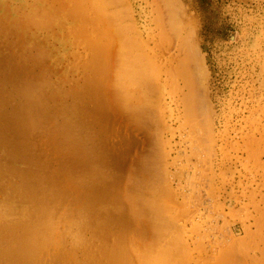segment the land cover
Listing matches in <instances>:
<instances>
[{"label": "rangeland", "instance_id": "obj_1", "mask_svg": "<svg viewBox=\"0 0 264 264\" xmlns=\"http://www.w3.org/2000/svg\"><path fill=\"white\" fill-rule=\"evenodd\" d=\"M7 1L6 4H8L7 6H9L10 9L5 6L3 0H0V31H4L3 34L0 33V184L2 187V189L0 187L2 190H0V193H2L0 194V206L4 205V203H2L4 198L3 187L5 185L7 186V184L8 186H18L20 180H22L21 177L23 176L14 173L13 169L17 166L20 169H25L24 171L36 169L38 172L37 174H39V180H44H40L39 182L41 184L44 182V184H42V189L46 195L55 191L58 186H62L68 179L70 181L73 180V182L78 179V181H76L78 183L81 182L84 185L91 183L92 185L96 184L98 188L100 187L99 190L102 198L105 197L106 200L101 199L103 202L101 200L96 202L97 204L100 203V205L92 204L91 207L89 205L87 209L90 208L91 211L93 210L92 212L89 210V213L92 214L88 215L87 210L83 214L80 213V211L79 213L83 215V218L79 213H75L76 210L79 211L78 205L81 204L80 202H83L81 201L83 199L78 196L75 201L70 204H65L62 209L67 215L74 216V218L71 217L69 230L66 231L67 229L63 227L67 234H71V237L75 235L76 238L81 239V241L83 240L87 250L98 249L101 251L100 248H102L103 254L101 256L100 251L94 250L93 252L94 257L96 256V261L100 260L99 262H105L107 257L111 255L108 253L113 251V246L117 245V243H121L120 246H122L123 252L125 251L126 253L128 252L126 250H131V252H134V254L132 253L133 255L137 256L139 253L143 256L140 255L139 258V254L137 257L131 254L134 258L133 260L132 256H129V252L126 253L130 257L127 256L130 260V264L134 261L135 264H264V0H205V8L200 7L195 0H113L114 3H112V0H107V2L104 0L103 2L107 3V6L109 5L107 7L105 3H102L103 8L109 9L107 10L109 11L108 13H103L106 12V10L103 12L101 11L102 14H106L102 15L106 17V20L104 18V20L107 21L105 22L106 24L102 21L105 27H102L103 24H99L98 22L95 23V26L93 23L94 21H91L93 20L91 17L95 18V15H97L94 14L96 13L94 12L95 10H91L93 9L92 7H95L93 4L90 5L91 0H86L88 3L85 1L87 5L91 7L86 6V3L82 1L83 4H85L83 6L88 7L89 10L84 7L87 12L84 11L86 12L85 16L82 17V15H80V17L90 20L91 22L89 23H92L90 24L92 27L87 25L88 22L85 24V19L84 22H82V19L80 23L86 26H82L79 23L80 17L78 14L80 13L76 10L77 7H80L82 4L80 0V5L79 1L76 2V0H59L57 2L55 0H49V2L45 0L48 4H45L43 0H40L41 3L38 0H35V2L34 0H29V2L28 0H26V2L25 0ZM110 1L112 5L111 8ZM118 2L121 4H118ZM27 3H34V6H32L33 4H29L33 9L35 6L37 8V5H42L41 7L38 6L39 9L37 10L38 15L41 17H36V9H34L35 11L33 9L31 10ZM75 3H77V5H75ZM57 4L58 7L59 4L61 5L60 8L57 7ZM100 4L101 3H96L95 5L97 7V5L99 6ZM44 5L47 7V10H49V5L50 7L53 5L55 6L51 8V12H47V16L50 17L51 15L50 18H55L56 20L52 19L54 22L58 21L57 23H53L50 19V24L46 21L47 17L45 13L47 10L45 7L43 10ZM122 5H125V7ZM102 6H99V8L101 9ZM41 8L43 11H41ZM74 8H76V10H74ZM69 9L73 12L72 15H78H75L77 19L79 17L78 22L76 20V22L74 21V15L72 16L73 20L69 19V17L71 18ZM14 10L15 12H13ZM27 10L31 12L29 17L25 15L29 12ZM90 10L91 12H89ZM117 11L120 14L124 12L121 14L120 22V16H118L119 19L116 16L117 20L115 18L117 14H113L112 16L114 17L109 16L111 13H116ZM68 12H70V15H68ZM90 13H93L94 16L92 14L89 15ZM54 14L56 16H52ZM86 14L90 16V19ZM12 16H15V18L12 19ZM169 16L170 20L167 21ZM31 18L34 21L30 20ZM5 20L11 23V26L6 30L4 29L3 23ZM21 21L24 22L22 23ZM35 21L38 25H34ZM46 22L49 25V29L46 28L48 27V25L45 24ZM25 23L31 26H26ZM74 23H76L78 27L81 25L83 28L90 27L92 30L94 29L95 33L94 30L91 31L89 28V35H91L92 41L88 36V28H84L83 30L82 28L77 29ZM18 24L21 26L20 28ZM51 24L53 26H51ZM120 24L122 27H120ZM56 25L62 28L60 27L59 29ZM50 26L55 27L54 29L52 28L53 33L56 31V33L58 32L61 36H59L58 33H54V36ZM22 27L26 28V30H30V27H32V29L27 35L26 32L28 30L21 32L23 31ZM93 27L98 29L96 30V28ZM123 27L126 28V30H124ZM99 28H101L100 30L103 34L105 33L104 31H106L107 34L112 35L110 36L112 40H110V37H108L106 33L105 36L100 34L98 32ZM74 29L82 30L81 34ZM169 29L171 32L173 30V33H171ZM7 30H9V32ZM48 30H50V32H48ZM84 30H86L87 34L84 33ZM107 30L110 33L107 32ZM129 30L132 32H129ZM126 31L129 32V35ZM123 33H125V36ZM166 33H168V35H166ZM92 34H96L99 37L95 35V38ZM38 35L43 38V40L38 37ZM41 35H43V37ZM52 35L54 38H52ZM19 37H22L21 40ZM47 37L49 39L47 41L44 40L47 39ZM106 37L109 38L113 45L106 43L109 42L108 38V41L106 40ZM121 37H126L128 40L124 38V40H126L124 41ZM97 38L103 39L102 44H104V46L100 43L101 40H97ZM64 40H66L69 45ZM69 40L74 44L73 46ZM96 40L98 46L95 44V48L93 46ZM105 40L106 42H104ZM21 41L23 44L20 43ZM14 45L16 47H14ZM44 46L45 48H43ZM120 46H122V48ZM102 47L106 48L104 49L105 51L109 50V52H107L112 56L102 51ZM98 48L101 50H97ZM73 49L77 55H74ZM89 49L97 51L93 52ZM122 49L128 51L125 50L124 54L128 59L130 57L131 60L129 59V61H127L129 64L119 60L120 56L121 58L124 57L121 54L123 53ZM98 51L100 56L98 53L96 54ZM17 52L19 54L20 52L22 53L19 55ZM125 52L130 54H127V56ZM93 53L98 55V57ZM43 54L46 55L43 56ZM103 54L110 59L106 58V61H104ZM36 55L38 57H36ZM39 55H42L43 58H39ZM51 55H53L52 58ZM73 55L76 56V58ZM83 55L85 58L82 57ZM95 56L99 60L92 58ZM101 57L104 63H99L102 62ZM78 58H80V63L74 62V60H78ZM133 59L135 62L132 61ZM139 60H142V62L140 63ZM143 60L148 66L145 64L146 67H144ZM130 61L131 64L134 65L131 66ZM72 63H75L76 67L73 66L74 64ZM87 63L89 64L88 67L86 65ZM139 63L141 66L140 70L142 71L138 74L149 83L146 94L143 92L139 94L134 93L135 91H133L134 88L132 87H135L137 81L135 82L129 77H127L129 80H125L126 87H128L126 88L124 80L121 81L120 79V77H122L120 76L121 74L118 75L117 73L119 70H116L119 69L118 67L120 66L122 70L120 69L121 71L119 73L123 72L124 75L127 73L128 76L132 75L130 77H133L134 75L130 70L137 69L135 65H139ZM103 64L106 65L105 69H103L104 66H101ZM124 64V68L128 65L126 68L127 70L125 69L126 72L125 70L123 71ZM82 65L84 66L81 67ZM183 65L185 68L182 67ZM86 67L89 69L86 70ZM91 67L93 68L92 70L90 69ZM97 68L100 70L97 71ZM102 69L104 71L110 70L109 72H112V74L106 71L104 75ZM146 70H149V76H147L148 72L146 76H144ZM82 72L84 75H82ZM128 72H130V75ZM53 73L54 75H52ZM111 75L115 76L110 78L109 76ZM126 76H123L122 79H125ZM147 77H149L150 80ZM141 78L140 81L143 82ZM68 80L71 81L68 82ZM110 80L116 85L117 92L114 89L115 85L113 83L112 85ZM127 81L129 83L130 81L132 82L127 84ZM140 81L138 82L139 84L141 83ZM191 83H193V85ZM122 84L124 90L126 88V90L123 91L126 94L123 92V94L120 93V91L123 90ZM91 86L93 88L89 91L88 88ZM70 88L73 89L71 90ZM103 89H106V95L102 93L104 92ZM73 90L76 91L73 92ZM127 90H129L131 94L129 93V95H127ZM60 91L61 93H59ZM98 92L99 94H97ZM31 93L32 96L30 95ZM90 93L93 100L91 99ZM101 93L102 95H100ZM59 94H61V96H59ZM110 94L112 95L109 96ZM132 94L136 95L132 96ZM25 95L28 98L25 97ZM103 95L105 98L107 97L106 99L104 98L105 100L103 99ZM113 95L117 98H114ZM120 96L121 98L119 100ZM144 96H147V98H143ZM138 97H141L140 99L144 100V103H146V105L144 104L146 111L144 115L139 114L140 116H136L137 118L134 119L132 115L135 113L130 111L133 108L131 106H138L141 105L140 102H143L137 101L136 98ZM29 98L34 105L32 109L28 108L30 105L28 104ZM33 99L36 100L34 101ZM117 99L118 103L122 101V104H118ZM122 99L125 100L127 104H125V102L123 103ZM94 100L95 102H92ZM98 104H100V108ZM38 105L40 111L37 114L35 109ZM125 105L127 106L125 107ZM121 106L125 107V111L119 112L120 109H122L120 108ZM32 110H35L34 114L36 118L38 117L40 124L37 129L32 131V134L30 133V136H33V138H31V141H33L31 145L40 155L39 153L38 156L35 155L36 159H33L34 155H32V160L29 159V161L24 158L15 159L10 155H4V148L14 147L18 149L23 143L25 138L23 129L18 130V127L26 121V116L30 115ZM75 112H77V114ZM68 123L72 125V132L69 133V138L71 137L75 142L77 141V144L74 142L73 145V150L76 147L75 151H71L74 155L70 153L71 158L69 160L65 159L66 152L64 150H58L57 152L55 147L47 142L51 137L50 133L53 135L57 128L55 126H60L62 124L68 125ZM140 125L142 128L139 127ZM134 126L139 128H135ZM88 133L91 137H89L90 135ZM83 144L85 146L87 145L88 149H83V147L85 148ZM78 146L80 150H78ZM91 152L93 154H90ZM87 156H90L88 157L89 160L91 159V164L88 165V168L84 163V159L87 158ZM30 163L33 165L30 166ZM12 164L16 166L13 167ZM67 166L69 167L67 168ZM40 168L42 171L39 170ZM61 168L66 170L65 172L70 173V175L68 173L64 174L66 176L62 175L64 170ZM68 169L71 172H69ZM46 175L50 177L49 179H51V181L48 182L43 178H48ZM90 177L94 180H91ZM82 180L84 182L88 180V182L86 181V183H84ZM100 183L101 185H99ZM147 186L149 188H147ZM21 192L25 194L23 193L24 191ZM105 192H107L108 196H105ZM131 192H133L132 194L136 193L137 197L134 196L136 194L132 195ZM142 192H144V194ZM69 194L70 193H66V191L62 193L59 192V197L67 201L69 200ZM129 196H131L132 199H130L131 197L129 198ZM138 197L140 200L142 198V202L139 201ZM7 199H5V209H9L8 211L11 213L9 214L10 217L13 216L12 218L16 219L17 216L19 217V213H21L22 209H24V204L11 203ZM137 199L139 202H137ZM144 201L145 203H143ZM127 202L130 203L128 204ZM155 203L158 204V208ZM114 204L115 206H112ZM131 204L132 209L130 208ZM145 204H147V206ZM50 205L52 206L53 204ZM96 205L98 206L97 210ZM106 206L107 209L111 206L112 210L110 208L107 211ZM163 206L165 211L163 210L164 212H161ZM100 207L104 208L101 209ZM135 208L136 210H134ZM159 208L160 211L158 210L159 212H157ZM99 210H102L100 212L103 214L100 213ZM155 211L157 213L161 212L162 214H156ZM125 213L129 215L126 217ZM153 213L155 215H153ZM165 213L168 214L165 215ZM97 214H99L100 218ZM134 214L142 216L139 217L137 215L135 217ZM149 215L151 218L153 216L155 218L156 216V219L160 218L158 216H162L165 221H162L161 217V220L158 219L159 222L162 221L160 223L168 221L167 223H169V225L165 224V226H171L174 229H171L172 235L168 233L171 231H166L170 229L169 227L166 229L162 224H157L156 219H149ZM88 216L91 217L89 218ZM23 217H25V215ZM88 218L90 220L93 218V221L100 225L99 235L97 232H93L95 231L94 229L90 228H94L92 226L93 224L89 226V223L93 221L91 220L92 222H90ZM135 218H137V221ZM138 220L140 221L138 222ZM87 221L88 225L87 228H85L84 224L87 223ZM1 222L0 224L4 225V222ZM123 225L126 227L124 228ZM110 227L111 229H109ZM89 228L93 231L91 232ZM159 228L162 229L160 230ZM157 229L158 231H156ZM160 231L164 233H160ZM154 232H159V234H155ZM92 233H95V235ZM100 233L105 236H103L104 239H102ZM152 233H154V235ZM126 234L127 236H132L127 237ZM139 234L141 235L139 236ZM162 234L164 237L168 235V242L166 238L161 236ZM96 235L97 238L95 237ZM3 238L4 236L1 237L2 240H0L4 241ZM101 239L106 240V242H103ZM58 240L60 241V238ZM95 240L100 243H96ZM62 241H60V243H62ZM102 242L103 244L107 243V246H104L105 244L102 245ZM88 243H92V246H89ZM62 244L63 248L67 244L65 247L66 250L70 246L66 240ZM95 244L98 246L97 248ZM122 244L125 245L124 248ZM126 245L127 247L131 246L132 249L127 248ZM181 245L183 247H181ZM93 246L95 247L93 248ZM104 247H108L107 250H104ZM133 247L135 249L137 248V252L133 250ZM141 250H143V252ZM166 250L167 252L168 250L170 251L167 253ZM80 251L77 250L74 252V254H76H73V257L79 263L86 259L85 256L82 255V251ZM105 251L107 252L106 255L108 254L107 256L105 255ZM182 251L184 252L182 253ZM170 252L172 254L171 256L169 254ZM150 253L152 255H150ZM162 256L164 257L162 258ZM101 257L104 259L102 258L103 260H101ZM147 257L150 260L153 259L155 262L150 261ZM164 258L167 260L165 261ZM48 259L50 258L48 257L45 259V256H42L39 264H62L55 260L51 263ZM161 259L164 262H159ZM138 261L140 262L138 263ZM0 264H5L3 258L0 259Z\"/></svg>", "mask_w": 264, "mask_h": 264}, {"label": "bare ground", "instance_id": "obj_2", "mask_svg": "<svg viewBox=\"0 0 264 264\" xmlns=\"http://www.w3.org/2000/svg\"><path fill=\"white\" fill-rule=\"evenodd\" d=\"M4 1V3H5V6H7L8 4H6V1L5 0H3ZM14 1V0H13ZM40 3H41V1L40 0H38ZM44 1V3L45 4H48V3H46L47 1H45V0H43ZM43 1H42V3H43ZM56 2L57 1H59V0H55ZM79 0H76V2H78ZM81 2L82 1H86V0H80ZM79 1V5H80V2ZM104 0H91V2H90V5L91 4H93L95 7H96V3H101L99 6H102V3L104 4L105 2H103ZM106 2H107V0H105ZM115 1V0H114ZM114 1L112 0V3H114ZM121 1V0H120ZM7 2H9V1H7ZM23 2V1H22ZM25 2H26V0H25ZM28 2H29V0H28ZM34 2H35V0H34ZM48 2H49V0H48ZM54 2V1H53ZM87 3H88V1H86ZM85 2V3H86ZM96 2V3H95ZM117 2V1H116ZM123 2V1H122ZM167 2V1H166ZM17 3H19V2H17ZM59 3V2H58ZM87 3H86V6H88V7H91V6H89V5H87ZM95 3V4H94ZM110 3V8H111V1L109 2ZM165 3V2H164ZM14 4V3H13ZM29 4H31V3H27V5L31 8V6L29 5ZM33 4V5H32ZM31 5L32 6H34V3H32ZM36 4V3H35ZM54 4V3H53ZM60 4L62 5V3L60 2ZM59 4V7H58V4H57V7L58 8H60V5ZM107 3H105V5H106ZM118 4H121V3H119L118 2ZM156 4V3H155ZM64 5V4H63ZM73 5V4H72ZM75 5H77V3H75ZM83 5H85V4H83V2H82V4L80 5V7L78 8L77 7V10H76V8H74V10H76V11H78L80 14H78L79 15V17H80V15H82V17H84L85 16V13L87 12V10L86 9H88V7H86V6H83ZM92 5V6H93ZM16 6V5H15ZM38 6H40V5H37V8H36V6H35V8L34 9H36V13L37 14H35V16L37 17V16H39L38 15V12H37V10L39 9L38 8ZM42 6V5H41ZM40 6V7H41ZM54 6V5H53ZM53 6L52 7H50V5H49V7H48V9L49 10H47V7H45V5L43 6V10H44V7L46 8V13H45V15H46V21L49 23V19L51 20V21H53V19L54 20H56L55 18H50L51 17V15H50V17L49 16H47V12L49 13V11L51 10V8H53ZM99 6L97 5V7L95 8V7H92L93 9H91L92 11L93 10H95L94 12H96V13H94V14H97V15H95V18H93V17H91V19H93V20H91L94 24L96 23V22H98L99 24H103L102 25V27L104 26V23L105 22H107V21H105L106 20V17L104 16H102V15H106V14H102V12L103 11H105L106 10V12H103V13H108L109 11H107V10H109V9H107V8H103V6H102V10L99 8ZM107 6V5H106ZM109 6V5H108ZM107 6V7H108ZM117 6H119V5H117ZM123 6V5H122ZM121 6V7H122ZM127 6V5H126ZM156 6H157V4H156ZM4 7V6H3ZM9 6H7V8H8ZM12 7H14V6H12ZM24 7H25V5H24ZM55 7V6H54ZM56 7V8H57ZM86 9H85V8ZM114 7V6H113ZM123 7H125V5L123 6ZM158 7V6H157ZM6 8V9H7ZM21 8V7H20ZM28 8V7H27ZM26 8V9H27ZM55 8V9H56ZM57 8V9H58ZM62 8V7H61ZM71 8V7H70ZM85 10H84V9ZM116 8V7H115ZM127 8V7H126ZM9 9H10V7H9ZM33 8H31V10H32ZM33 9V10H34ZM3 10V9H2ZM16 10V9H15ZM15 10L13 11V12H15ZM25 10V9H24ZM42 10V8H41V11H43ZM60 10V9H59ZM64 10H65V8H64ZM89 10V9H88ZM91 10L89 11V12H91ZM167 10V9H166ZM9 11V10H8ZM17 11V10H16ZM27 11H29L30 12V10H27ZM35 11V10H34ZM55 11V10H54ZM54 11H53V13H54ZM69 11H70V9H69ZM84 11H86V12H84ZM102 11V12H101ZM116 11V10H115ZM170 11V10H169ZM3 12V11H2ZM7 12V11H6ZM10 12V11H9ZM26 13L25 15H27L26 17H29V14H31V12L30 13ZM51 12V11H50ZM57 12V11H56ZM59 12V11H58ZM61 12V11H60ZM63 12V11H62ZM71 12V15L69 14ZM70 12H68V15H70L71 16V18L69 17V19H72L73 20V18H72V16L74 15H72V11H70ZM75 12V11H74ZM118 12V11H117ZM115 13V12H113V13H111V15H109V14H107V15H109V16H112L113 14H117V15H115V18H116V16L118 17V16H120V19H119V17H118V19H119V22H120V20H121V14H123L124 12H125V10H124V12L123 13ZM24 13V12H23ZM77 13V12H76ZM1 14H3V13H1ZM5 14V13H4ZM16 14V13H15ZM57 14V13H56ZM67 14V13H66ZM93 15L94 16V14L93 13H90L89 15ZM171 14V13H170ZM10 15V14H9ZM33 15V14H32ZM63 15H64V13H63ZM76 15V14H75ZM74 15V16H75ZM78 15H76V16H78ZM3 16V15H2ZM42 16H44V15H42ZM52 16H56L55 14L54 15H52ZM75 16V17H76ZM86 16H88L87 14H86ZM97 16H99V17H97ZM109 16H107V17H109ZM127 16H128V13H127ZM176 16V15H175ZM39 17H41V16H39ZM75 17H74V21L76 20L77 22H78V20H79V17H78V19H77V17H76V19H75ZM82 17H80V20H79V23L82 21V19H83V21L82 22H84V19L85 18H82ZM90 16H88V18H89ZM97 17V18H96ZM112 17H114V16H112ZM112 17H111V19H112ZM173 17V16H172ZM13 18H15V16L13 17L12 16V19ZM32 18L34 19V17L32 16ZM32 18L30 19V20H32ZM45 18V17H44ZM64 18V17H63ZM104 18H105V20H104ZM126 18V17H125ZM10 20H11V18H9ZM20 19V18H19ZM90 19V18H89ZM98 19V20H97ZM108 19H110V18H108ZM107 19V20H108ZM29 20V19H28ZM27 20V21H28ZM41 20V19H40ZM65 20V19H64ZM86 20V19H85ZM114 20V19H113ZM116 20H117V18H116ZM115 20V21H116ZM132 20V19H131ZM170 20V16H169V19L167 20V21H169ZM174 20V19H173ZM11 21H13V20H11ZM32 21H34V20H32ZM39 21V20H38ZM66 21V20H65ZM69 21V20H68ZM75 21V22H76ZM90 20H86L85 21V24H86V22H88V26L90 25V24H92V23H89V22H91ZM104 23H103V22ZM111 21V20H110ZM178 21V20H177ZM3 22V21H2ZM14 22V21H13ZM22 23L24 22V21H21ZM47 22L45 23V24H47ZM58 22V21H57ZM56 21L54 22L53 21V23H57ZM102 22V23H101ZM180 22V21H179ZM4 23V29L6 30V29H8V27H10L11 25V23H10V21H8V20H5V22H3ZM15 23V22H14ZM34 23V22H33ZM60 23H62V22H60ZM78 23V24H79ZM97 23V24H98ZM113 23V22H112ZM168 23V22H167ZM176 23H178V22H176ZM50 24V23H49ZM67 24V23H66ZM82 26H86V25H84V24H82V23H80ZM106 24V23H105ZM117 24V23H116ZM119 24V23H118ZM121 24H122V22H121ZM120 24V25H121ZM14 25V24H13ZM12 25V27L14 28V26ZM22 25V24H21ZM25 25H26V23H25ZM29 25V24H28ZM28 25H26V26H28ZM34 25H38L37 24V22L35 21V23H34ZM48 25V24H47ZM74 25H76L77 27V29H80V28H82V30L84 29V28H88V27H81V25H79V27H78V25L76 24V23H74ZM172 25V24H171ZM18 26H19V24H18ZM29 26H31V25H29ZM51 26H53L52 24H51ZM50 26V28L52 29H54L55 27H51ZM57 26V25H56ZM61 26L63 27V25L61 24ZM60 26V27H61ZM70 26H71V24H70ZM91 26V25H90ZM95 26H96V24H95ZM107 26V25H106ZM126 26V25H125ZM178 26H180V25H178ZM1 27V26H0ZM7 27V28H6ZM21 26H19V28H20ZM34 27V26H33ZM37 27H39V26H37ZM42 27V26H41ZM58 27V26H57ZM60 27H58L59 29H60ZM61 27V28H62ZM92 27V26H91ZM98 27V26H97ZM105 27V26H104ZM110 27V26H109ZM120 27H122V25L120 26ZM169 27H173V26H169ZM23 28V27H22ZM21 28V29H22ZM28 28V27H27ZM31 29H32V27H30ZM40 28V27H39ZM47 29H49V25H48V27H46ZM64 28V27H63ZM90 28V27H89ZM89 28H88V36L90 37V40H91V35H89ZM93 28H96V27H93ZM124 28V27H123ZM131 28H132V26H131ZM178 28V27H177ZM1 29V28H0ZM3 29V28H2ZM10 29V28H9ZM30 29V30H31ZM35 29H36V27H35ZM53 29H52V34H54V33H56V31L53 33ZM57 29V28H56ZM77 29H74V30H77ZM91 29V28H90ZM98 28H96V30H97ZM101 28H99V30H98V32L100 33V34H102L103 36H105L107 33H106V31H104L105 33L103 34V32L100 30ZM106 29H108V28H106ZM118 29H120V28H118ZM122 29V28H121ZM173 29V28H172ZM26 30V28H23V31H21V32H24ZM28 30V31H27ZM26 31V33H27V35H28V33H29V29H27ZM42 30V29H41ZM63 30V29H62ZM68 30V29H67ZM81 30V31H82ZM94 30V29H93ZM92 29H91V31H93ZM104 30V29H103ZM124 30H126V28H124ZM170 30V29H169ZM8 32H9V30H7ZM14 31V30H13ZM12 31V32H13ZM36 31V30H35ZM38 31V30H37ZM66 31V30H65ZM73 31V30H72ZM80 34H81V31L80 30H77ZM85 32V34H87V32H86V30H84ZM101 31V32H100ZM121 31V30H120ZM120 31H119V33H120ZM131 30H129V32H130ZM4 32V31H3ZM3 32H1L0 31V33H2L3 34ZM10 32H11V29H10ZM20 32V31H19ZM47 32V31H46ZM48 32H50V30H48ZM60 32V31H59ZM64 32V31H63ZM63 32H62V34H63ZM107 32H109L108 30H107ZM124 32V31H123ZM129 32H127L126 31V33L129 35ZM132 32V31H131ZM170 32H171V30H170ZM18 33V32H17ZM40 33V32H39ZM42 33H43V30H42ZM58 33V32H57ZM56 33V34H57ZM83 33V32H82ZM91 33V32H90ZM94 33H95V30H94ZM110 33V32H109ZM122 33V32H121ZM168 33H169V31H168ZM168 33H166V35H168ZM171 33H173V30H172V32ZM15 34V33H14ZM20 34V33H19ZM35 34V33H34ZM48 35H51L50 33H47ZM46 34V35H47ZM59 34V33H58ZM97 34V33H96ZM96 34H92L94 37H95V35ZM125 33H123V35H124ZM126 34V35H127ZM135 34V33H134ZM170 34V33H169ZM5 35V34H4ZM15 35H17V34H15ZM23 35V34H22ZM22 35H19V36H22ZM40 35V34H39ZM38 35V37H40ZM44 35V34H43ZM43 35H41L42 37H43ZM13 36V35H12ZM24 36V35H23ZM37 36V35H36ZM53 36V35H52ZM54 36H55V34H54ZM54 36L52 37V38H54ZM59 36H61V34H59ZM58 36V37H59ZM64 36V35H63ZM71 36V35H70ZM87 36V37H88ZM97 37H99L98 35H96ZM107 36L108 37H110V36H112V35H109V34H107ZM122 36V35H121ZM125 36V35H124ZM132 36V35H131ZM26 37V36H25ZM24 37V38H25ZM49 37H51V36H49ZM65 37V36H64ZM101 37V36H100ZM108 37H106V40H107V38ZM20 38V40H21V38L22 37H19ZM18 38V39H19ZM27 38V37H26ZM25 38V39H26ZM29 38V37H28ZM32 38H33V36H32ZM31 38V39H32ZM41 38V37H40ZM45 38V37H44ZM66 38V37H65ZM96 38V37H95ZM94 38V39H95ZM103 38V37H102ZM102 38H100V39H98L97 38V40H101V44L103 43L102 42ZM124 38H126V37H124ZM124 38H122L121 37V39H123L124 40ZM13 39V38H12ZM11 39V40H12ZM25 39H24V42H25ZM42 40H43V38H41ZM41 39H40V42H41ZM49 38L47 37V39H44V40H48ZM88 39V38H87ZM127 39V38H126ZM134 39V38H133ZM11 40H10V42H11ZM19 40V41H20ZM34 40H35V38H34ZM36 40H37V38H36ZM53 40V39H52ZM71 40V39H70ZM69 40V41H70ZM97 40L95 41V43H94V46L93 47H95L96 48V46H98V43H97ZM106 40L104 41V42H106ZM108 40H109V38H108ZM107 40V41H108ZM110 40H112V38L110 37ZM110 40H109V42H106L107 44H111V45H113L111 42H110ZM120 40V39H119ZM122 40V41H123ZM128 40V39H127ZM129 40H130V38H129ZM18 41V40H17ZM63 41V40H62ZM61 41V42H62ZM65 42H66V40H64ZM68 41V42H69ZM88 41V40H87ZM92 41V40H91ZM94 41V40H93ZM114 41V40H113ZM124 41H126V40H124ZM133 41V40H132ZM15 42V41H14ZM14 42H13V44H14ZM28 42V41H27ZM35 42V41H34ZM37 42V41H36ZM71 42V41H70ZM99 42V41H98ZM138 42V41H137ZM17 43V42H16ZM20 43H22L23 44V42L21 41ZM19 43V44H20ZM39 43V42H38ZM43 43V42H42ZM45 43V42H44ZM67 43V42H66ZM72 43V42H71ZM91 43V42H90ZM130 43V42H129ZM134 43V42H133ZM132 43V44H133ZM2 44V43H1ZM25 44H26V42H25ZM40 44V43H39ZM50 44V43H49ZM68 44V43H67ZM95 44H97L96 46H95ZM109 44V45H110ZM116 44V43H115ZM123 44V43H122ZM11 45V44H10ZM21 45V44H20ZM28 45V44H27ZM48 45V44H47ZM46 45V46H47ZM69 45V44H68ZM74 44L72 43V46H73ZM100 45V44H99ZM103 46H104V44H102ZM121 45V44H120ZM125 45V44H124ZM128 45V44H127ZM126 45V46H127ZM131 45V44H130ZM25 46V45H24ZM66 46V45H65ZM106 46V45H105ZM135 46V45H134ZM137 46V45H136ZM142 46V45H141ZM14 47H16L15 45H14ZM75 47V46H74ZM111 47V46H110ZM121 48H122V46H120ZM125 47V46H124ZM43 48H45V46L43 47ZM112 48V47H111ZM24 49H25V47H24ZM27 49V48H26ZM47 49V48H46ZM72 49V48H71ZM104 49H106V48H104V47H102V51H105ZM129 49V48H128ZM142 49V48H141ZM43 50V49H42ZM86 50V49H85ZM90 50V49H89ZM92 50V49H91ZM90 50V51H91ZM93 50H94V48H93ZM92 50V51H93ZM97 50H101V49H97ZM97 50H95V51H97ZM126 49H122V52L123 53H121L122 54V56H124L123 58H121V56H120V58H119V60H121V61H125L126 63H127V61H129V59H130V57H129V59H128V57H125V54H124V51H125ZM137 50V49H136ZM46 51H48V50H46ZM95 51H93V52H95ZM99 51L98 52H96V54L98 53V55L100 56V53H99ZM108 52H109V50H107ZM107 51H105V52H107ZM127 51V50H126ZM22 52H23V50H22ZM22 52H20V54L22 53ZM73 52H74V55H77L76 53H75V51H74V49H73ZM107 52V53H108ZM114 52V51H113ZM128 52V51H127ZM129 52H131V51H129ZM18 53V52H17ZM36 53V52H35ZM91 53V52H90ZM103 53V52H102ZM116 53V52H115ZM126 53V52H125ZM19 54V53H18ZM19 54V55H20ZM40 54V53H39ZM69 54V53H68ZM86 54V53H85ZM94 55H96L95 53H93ZM93 54H91V55H93ZM105 54V53H104ZM104 54H103V56H104ZM124 54V55H123ZM129 55L130 53H126V55ZM35 55V54H34ZM46 55V54H45ZM44 54H43V56H45ZM66 55V54H65ZM73 55V56H74ZM79 55V54H78ZM93 55V56H94ZM98 55H96L97 57H98ZM102 55V54H101ZM108 55H110V56H112L110 53H108ZM115 55H117V54H115ZM127 55V56H128ZM132 55V54H131ZM130 55V56H131ZM135 55H137V54H135ZM40 56V55H39ZM42 56V55H41ZM39 57V58H43V56L42 57ZM52 56L53 55H51V58H52ZM71 56V55H70ZM72 56V57H73ZM92 57V58H96V59H98L97 57ZM106 56V55H105ZM104 56V61H106V58H108V57H105ZM141 56V55H140ZM139 56V57H140ZM14 57V56H13ZM18 57V56H17ZM34 57V56H33ZM36 57H38L37 55H36ZM50 57V56H49ZM75 58H76V56H74ZM82 57H84V55L82 56ZM91 57V56H90ZM138 57V58H139ZM38 58V59H39ZM85 58V57H84ZM89 58V57H88ZM100 58V57H99ZM102 58V57H101ZM125 58H126V60H125ZM35 59V58H34ZM37 59V60H38ZM81 59H83V58H81ZM108 59H110V58H108ZM124 59V60H123ZM128 59V60H127ZM141 59V58H140ZM36 60V59H35ZM58 60V59H57ZM83 60H85V59H83ZM99 60V59H98ZM131 60V59H130ZM59 61V60H58ZM77 62V63H80V58H78V60H74V62ZM86 61V60H85ZM84 61V62H85ZM101 61V60H100ZM111 61V60H110ZM132 61H134L135 62V60L133 59ZM140 61V60H139ZM139 61H137V62H139ZM82 62V61H81ZM83 62V63H84ZM108 62H109V60H108ZM112 62V61H111ZM136 62V63H137ZM142 62V60L140 61V63ZM99 63H104L103 62V58H102V62H99ZM106 64H109V63H107V62H105ZM133 63V62H132ZM140 63H139V65H135L136 67L135 68H137V69H135V70H130V72H132V74L134 75L133 77H130V76H132V75H130V72H128L129 73V75L130 76H128V74L126 73L125 75L123 74V72L122 73H119L122 69L120 68V66L118 67L119 69H116V70H119V72L117 71V73H118V75L119 74H121L120 76H126V78L125 79H122V77H120V79H121V81L122 80H124V83H125V80L127 79V77H129V78H132L133 79V81H137V83L140 81V78L142 77H140V74H138V73H140V71H142V70H140V68H141V66H140ZM143 63H144V67H146V63L144 62V60H143ZM142 63V64H143ZM72 64H74L73 66H75L76 67V65H75V63H72ZM111 64V63H110ZM118 64V63H117ZM127 64H129V63H127ZM130 64H131V61H130ZM141 64V65H142ZM146 64V65H145ZM58 65V64H57ZM78 65H80V64H78ZM87 65V67H88V63L86 64ZM132 65H134V64H131V66ZM150 65V64H149ZM69 66V65H68ZM84 65H82L81 67H83ZM101 66H104V68L103 69H105V67H106V65H101ZM124 66H125V64L123 65V71L127 68V66H126V68H124ZM138 66H140V67H138ZM148 66V65H147ZM155 66V65H154ZM157 66V65H156ZM80 67V66H79ZM78 67V68H79ZM86 67V68H87ZM90 67V66H89ZM93 67H94V64H93ZM111 67V66H110ZM122 67V66H121ZM143 67V68H144ZM158 67V66H157ZM179 67V66H178ZM180 67H181V65H180ZM182 67H184V65L182 66ZM64 68V67H63ZM71 68V67H70ZM85 68V69H86ZM96 68V67H95ZM102 68V67H101ZM117 68V67H116ZM132 68V67H131ZM152 68V67H151ZM177 68V67H176ZM185 68V67H184ZM77 69V68H76ZM80 69V68H79ZM79 69H78V71H79ZM84 69V70H85ZM89 68H87L86 70H88ZM91 70L93 69L92 67L90 68ZM102 69V70H103ZM109 69V68H108ZM121 69V70H120ZM128 69H129V67H128ZM133 69H134V67H133ZM139 69V70H138ZM98 70H100V69H98L97 68V71ZM113 70V69H112ZM127 70V69H126ZM126 70H125V72H126ZM170 70V69H169ZM177 70V69H176ZM32 71V70H31ZM77 71V72H78ZM83 71V70H82ZM90 71V70H89ZM104 71V70H103ZM107 72H109L110 70H106ZM106 71H104L103 72V74L105 75V72ZM114 71V70H113ZM129 71V70H128ZM149 70H146L145 72H144V76H146V74H147V72H148ZM178 71H180V70H178ZM44 72V71H43ZM84 72V71H83ZM82 72V75H84V73ZM177 72V71H176ZM87 73H88V71H87ZM91 73H93V72H91ZM109 73H111L112 74V72H109ZM159 73V72H158ZM165 73V72H164ZM170 73V72H169ZM168 74V73H167ZM166 74V75H167ZM184 74H186V73H184ZM189 74V73H188ZM52 75H54V73L52 74ZM58 75V74H57ZM91 75V74H90ZM95 75V74H94ZM96 75H97V73H96ZM101 75V74H100ZM118 75H116V76H118ZM170 75H172V74H170ZM180 75V74H179ZM66 76V75H65ZM87 76H89V75H87ZM114 77L115 75H111V76H109L110 78L111 77ZM147 76H149V72H148V74H147ZM152 76V75H151ZM177 76H178V74H177ZM173 77V76H172ZM186 77H187V75H186ZM67 78H68V76H67ZM149 80H150V78L149 77H147ZM178 78V77H177ZM180 78V77H179ZM117 79V78H116ZM115 79V80H116ZM119 79V80H120ZM182 79H183V77H182ZM188 79V78H187ZM21 80V79H20ZM26 80V79H25ZM104 80V79H103ZM127 80H129V79H127ZM141 80L143 81V82H141L140 84L138 83H136L135 84V87L133 86L132 88H134L133 89V91H135L134 93H137V94H139V93H141V92H143L144 94H146L147 92H146V89H148V85H149V83H148V81L147 80H145L144 78H141ZM179 80V79H178ZM184 80V79H183ZM190 80H191V78H190ZM69 81H71V80H68V82ZM117 81V80H116ZM151 81H152V79H151ZM195 81V80H194ZM73 82V81H72ZM107 82V81H106ZM110 82H111V84L113 83L114 84V82H112L111 80H110ZM118 82V81H117ZM128 82V81H127ZM132 81H130V83H131ZM116 83V82H115ZM119 83V82H118ZM120 83H122V82H120ZM123 83V84H124ZM129 82L127 83V84H130ZM20 84V83H19ZM64 84V83H63ZM67 84V83H66ZM65 84V85H66ZM108 84V83H107ZM110 84V85H111ZM112 84V85H113ZM123 84L121 85L122 87H123ZM192 85H193V83H191ZM190 84V85H191ZM104 85H106V84H104ZM112 85L110 86L111 88H112ZM115 85V84H114ZM76 86V85H75ZM120 86V87H121ZM107 87V86H106ZM122 87H121V89H122ZM125 87H126V83H125ZM155 87V86H154ZM167 87V86H166ZM79 88V87H78ZM91 88H93L92 86L91 87H89L88 88V90L90 91L91 90ZM126 88H128V87H126ZM126 88H125V90H126ZM71 89V88H70ZM73 89V88H72ZM71 89V90H72ZM109 89V88H108ZM114 89L116 90V92H117V89H116V85L114 86ZM157 89H159V88H157ZM104 90V92H102V93H105V91H106V89H103ZM112 90V89H111ZM110 90V91H111ZM124 90V87H123V90L122 91H120V93H122L123 91H125ZM21 91V90H20ZM74 91H76V90H73V92ZM132 91V90H131ZM114 92V91H113ZM127 92H128V94L127 95H129V90H127ZM169 92V91H168ZM175 92V91H174ZM194 92V91H193ZM59 93H61V91L59 92ZM72 93V92H71ZM102 93L100 94V95H102ZM115 93V92H114ZM123 93H125V92H123ZM122 93V94H123ZM13 94V93H12ZM75 94V93H74ZM96 94V93H95ZM97 94H99V92L97 93ZM126 94V93H125ZM124 94V95H125ZM131 94V93H130ZM195 94V93H194ZM31 96H32V93L30 94ZM54 95H57V94H54ZM73 95V94H72ZM99 95V96H100ZM105 95H106V93H105ZM112 94H110L109 96H111ZM115 95V94H114ZM113 95V96H114ZM118 95V94H117ZM134 95H136V94H132V96H134ZM152 95V94H151ZM23 96V95H22ZM59 96H61V94H59ZM58 96V97H59ZM90 96L92 97V95H91V93H90ZM97 96V95H96ZM95 96V97H96ZM104 96V95H103ZM122 96V95H121ZM121 96L119 97V100H120V98H121ZM131 96V97H132ZM139 96V95H138ZM25 97H27L26 95H25ZM25 97H23V98H25ZM39 97V96H38ZM151 97H153V96H151ZM155 97V96H154ZM28 98V97H27ZM34 98V97H33ZM57 98V97H56ZM60 98V97H59ZM88 98H90V97H88ZM99 98V97H98ZM105 98V96L103 97V99ZM107 98V97H106ZM105 98V99H106ZM111 98V97H110ZM113 98V97H112ZM114 98H117L116 96H114ZM139 98V97H138ZM138 98H136V100L137 101H143V102H140L141 103V105H138V106H131V107H133L130 111L132 112V113H135L134 115H132V117H134V119L135 118H137V117H139L140 115H144V113H145V111H146V107L144 106V104L146 105V103H144V100H141L140 98L138 99ZM143 98H147V96L145 97H143ZM92 100H93V97L91 98ZM97 99V98H96ZM104 99V100H105ZM125 99V98H124ZM129 99V98H128ZM34 101L36 100V99H33ZM63 100V99H62ZM99 100V99H98ZM102 100V99H101ZM100 100V101H101ZM109 100V99H108ZM111 100V99H110ZM115 100V99H114ZM123 100V99H122ZM127 100V99H126ZM151 100V99H150ZM154 100V99H153ZM187 100V99H186ZM29 102H28V104H30L29 106H28V108H34V105L31 103V99L29 98V100H28ZM103 101V100H102ZM112 101V100H111ZM116 101V100H115ZM130 101V100H129ZM129 101H128V103H129ZM152 101V100H151ZM92 102H95V100L94 101H92ZM113 102V101H112ZM111 102V103H112ZM125 102V104H127L126 103V101L125 100H123V103ZM131 102V101H130ZM13 103V102H12ZM43 103V102H42ZM46 103V102H45ZM97 103V102H96ZM117 103H118V99H117ZM122 104V101H119V103L118 104ZM139 103V104H140ZM148 103V102H147ZM153 103V102H152ZM114 104H115V102H114ZM117 104V105H118ZM132 104V103H131ZM185 104V103H184ZM20 105H22V104H20ZM99 106V108H100V104H98ZM116 105V106H117ZM115 106V107H116ZM123 106V105H122ZM120 107V108H122V109H120V111L119 112H122V111H125L124 109H125V107L127 106V105H125V107ZM104 108V107H103ZM117 108V107H116ZM1 109V108H0ZM20 109V108H19ZM95 109H97V108H95ZM36 113L38 114L39 113V111H40V109H39V105L36 107ZM35 110H32L31 112H30V115H27L26 116V121L21 125V126H19L18 127V130H21V129H23V135H24V141H23V143L20 145V147L18 148V149H16V148H14V147H12V148H9V147H7L6 149L4 148V155H10L11 157H13V158H15V159H22V158H24V159H26V160H28L29 161V159H31L32 158V155H34V157H33V159H36L35 158V155H37L38 156V151L37 150H34L35 148H33L32 147V145H31V142H33V141H31V138H33V136H30V133L32 134V131L33 130H35V129H37L38 127H39V124H40V121H38V117L36 118V116H35V114H34V112H35ZM43 110V109H42ZM58 111V110H57ZM64 111V110H63ZM19 112V111H18ZM100 112H102V111H100ZM59 113H60V111H59ZM76 114H77V112H75ZM94 113V112H93ZM96 113V112H95ZM23 114V113H22ZM140 114V115H139ZM88 115V114H87ZM137 116V117H136ZM90 117V116H89ZM105 117H107V116H105ZM45 118V117H44ZM94 118V117H93ZM109 118V117H108ZM141 118V117H140ZM97 119V118H96ZM105 119V118H104ZM143 119V118H142ZM57 120V119H56ZM74 120H75V118H74ZM140 120V119H139ZM137 121H138V119H137ZM96 122V121H95ZM107 122V121H106ZM57 123V122H56ZM77 123V122H76ZM81 123V122H80ZM90 124V123H89ZM96 124V123H95ZM91 125V124H90ZM55 127H57L56 128V130H55V132L53 133V135H51V133H50V138L48 139V141L47 142H49L50 144H52L54 147H55V150H57V152H58V150H64L65 152H66V154H65V159H67V160H69L70 158H71V151L73 150V145H74V142H75V140H73V139H71V137L69 138V136H70V132H72L71 130V127H72V125L71 124H69L68 123V125H60V126H55ZM54 127V128H55ZM135 127V126H134ZM140 128H142V126L140 125L139 126ZM139 127H135V128H139ZM195 129V128H194ZM81 131V130H80ZM91 131V130H90ZM94 131V130H93ZM132 132V131H131ZM19 133H21V132H19ZM89 134V133H88ZM196 134V133H195ZM22 135V134H21ZM90 135V134H89ZM107 136V135H106ZM196 136V135H195ZM89 137H91V135L89 136ZM75 139V138H74ZM87 139V138H86ZM46 140V139H45ZM197 140V139H196ZM86 141V140H85ZM85 141H84V144H85ZM47 142H45V143H47ZM77 142V141H76ZM75 142V143H76ZM87 143H90V142H87ZM34 144V143H33ZM77 144V143H76ZM83 144V145H84ZM46 145V144H45ZM91 145V144H90ZM49 146V145H48ZM85 146V145H84ZM89 146V145H88ZM43 147V146H42ZM76 148V147H75ZM75 148H74V150L73 151H75ZM78 148V150H80V148H79V146L77 147ZM87 148V145L85 146V148L83 147V149H86ZM88 149V148H87ZM89 149H91V148H89ZM78 150H76V151H78ZM92 151V150H91ZM3 152V151H2ZM60 152V151H59ZM1 153V152H0ZM61 153H62V151H61ZM71 153V154H70ZM58 154V153H57ZM90 154H93L92 152L90 153ZM39 155H40V153H39ZM72 155H74V154H72ZM76 155V154H75ZM81 155V154H80ZM95 155V154H94ZM78 156H79V154H78ZM84 156V155H83ZM59 157H60V154H59ZM74 157V156H73ZM85 157V156H84ZM88 157H90V156H87V158H85L84 159V163L87 165V168H88V165H90L91 164V159L89 160L88 159ZM255 157V156H254ZM58 158V157H57ZM79 158V157H78ZM80 158H83V157H80ZM63 159H64V157H63ZM75 159V158H74ZM32 160V159H31ZM58 160V159H57ZM60 161V160H59ZM64 161V160H63ZM83 161V160H82ZM256 161V160H255ZM31 162V161H30ZM33 162V161H32ZM61 162V161H60ZM5 163V162H4ZM27 163V162H26ZM35 163V162H34ZM59 163V162H58ZM31 164V163H30ZM29 164V165H30ZM62 164V163H61ZM33 164H31L30 166H32ZM63 165V164H62ZM62 165H61V167H62ZM67 165V164H66ZM71 165V164H70ZM83 165V164H82ZM12 166H13V164H12ZM16 166V165H15ZM15 166H13V167H15ZM36 166V165H35ZM45 166V165H44ZM43 166V167H44ZM12 167V168H13ZM47 167V166H46ZM58 167V166H57ZM69 166H67V168H68ZM81 167V166H80ZM12 168H11V170H12ZM30 168V167H29ZM36 168V167H35ZM52 169H53V166H52ZM61 169H63V168H61ZM66 169V168H65ZM4 170V169H3ZM25 169H20L18 166L16 167V168H14L13 169V172L14 173H16L17 175H20V176H23V177H21L22 178V180H20V184L17 186H8V184H7V186L5 185L4 187H3V189H4V198H3V200H2V203H4V205L3 206H0L1 208H0V222L2 221V222H4V225H2V224H0V231H1V233H0V239H1V237H3L4 236V241H1L0 240V259L1 258H3L4 259V262H5V264H39V262H40V260H41V257L42 256H45V259H47L48 257L50 258V259H48L49 260V262H51L52 263V261L53 260H55V261H59V262H61L62 264H130V260L128 259V257L133 253L134 254V252L132 251L131 252V250H126V251H128L129 252V256L126 254V253H128V252H126L125 253V251L123 252L122 251V246H120V244L121 243H117V245H115V243H114V245L115 246H113L114 248H113V251H112V249H111V253H108V254H111V255H109L108 257H110V258H108L107 257V260L105 261V262H103V261H101V262H99V261H96V256L94 257V254H93V252H94V250L96 251V250H98V249H94V250H87L86 249V245H85V243L83 242V240L81 241V239H79V238H76L75 237V235H73V237H71L70 235H69V233L67 234L66 233V231H68L69 230V227H70V223H71V217L72 216H69V215H67L65 212H63V207L65 206V204H70L71 202H73V201H75L76 199H77V196L78 197H80L81 199H83V200H81V201H83V202H80L81 204H79L78 205V209H79V211H77L76 210V214H78L80 211V213H84L86 210H87V214L89 215V214H92V213H89L90 211H91V209L89 208V209H87V207H89V205H90V207H91V205L93 204H97L96 202H99L101 199H105V197L104 198H102V195H101V193H100V190H99V188L96 186V184L94 185H92L91 183L90 184H88V185H84L83 183H81V182H76V181H78V179L75 181V182H73V180L72 181H70L69 179L66 181V182H64V184L62 185V186H58L57 188H56V190L55 191H52L51 193H49V195H46V194H44V191H43V189H42V184H44V182L41 184L39 181L41 180H39V174H37L38 172L36 171V169H34V170H28V171H24ZM38 170V169H37ZM39 170H41V168L39 169ZM45 170V169H44ZM64 170V169H63ZM63 170H61V171H63ZM69 170V169H68ZM42 171V170H41ZM66 170H64V173L62 174V175H64L65 173H68V172H65ZM86 171V170H85ZM1 172V171H0ZM3 172V171H2ZM69 172H71L70 170H69ZM77 173V172H76ZM86 173H88V172H86ZM4 174V173H3ZM69 175H70V173H68ZM67 174V175H68ZM47 176V175H46ZM54 176V175H53ZM64 176H66V175H64ZM0 177H1V175H0ZM16 177H18V176H16ZM48 177V176H47ZM43 178H45L46 179V181H51V179H49L50 177H48V178H46V177H43ZM70 178V177H69ZM91 178V177H90ZM1 179H3V178H1ZM16 179V178H15ZM18 179V178H17ZM98 179H101V178H98ZM52 180H54V179H52ZM91 180H94V179H92L91 178ZM96 180V179H95ZM103 180V179H102ZM1 181V180H0ZM41 181H44V180H41ZM65 181V180H64ZM83 181V180H82ZM87 182H88V180H86ZM86 181L84 182V183H86ZM98 181V180H97ZM16 182V181H15ZM18 182V181H17ZM93 182H95V181H93ZM10 183V182H9ZM4 184V183H3ZM13 184V183H12ZM104 184V183H103ZM99 185H101V183L99 184ZM103 186V185H102ZM139 186V185H138ZM0 187H1V184H0ZM140 187V186H139ZM106 188V187H105ZM132 188V187H131ZM135 188H136V186H135ZM138 188V187H137ZM145 188H146V186H145ZM147 188H149L148 186H147ZM1 189H2V187H1ZM0 189V190H1ZM124 190H125V188H124ZM133 190V189H132ZM139 190V189H138ZM142 190V189H141ZM2 191V190H1ZM21 191H24L23 193H25V194H22V192ZM66 191V193H70L69 194V200H67V201H65V200H63L62 198H60L59 197V192L60 193H62V192H65ZM103 191H104V189H103ZM106 191V190H105ZM144 191V190H143ZM122 192H123V190H122ZM126 192V191H125ZM21 193V194H20ZM121 193V192H120ZM127 193V192H126ZM133 192H131V194H132ZM141 193V192H140ZM143 194H144V192H142ZM0 194H2V193H0ZM105 196H108L107 195V192H105ZM116 194V193H115ZM118 194V193H117ZM123 194V193H122ZM130 194V195H131ZM134 194H136V193H134ZM134 194H132V195H134ZM138 194H139V192H138ZM121 195V194H120ZM125 195V194H124ZM128 195H129V193H128ZM131 195V196H132ZM110 196V195H109ZM122 196V195H121ZM131 196H129V198L131 197ZM135 197H137V194L136 195H134ZM6 197V198H5ZM127 197V196H126ZM133 197V196H132ZM132 197L130 198V199H132ZM134 197V198H135ZM141 197V196H140ZM7 198H9V199H7ZM79 198V199H80ZM108 198H110V197H108ZM116 198V197H115ZM139 198V197H138ZM142 198H143V196H142ZM142 198H141V200H142ZM5 199H7V200H9L11 203H15V204H17V203H22V204H24V209H22V211H23V213H22V211H21V213H19L20 215H19V217L17 216V214H15V212H16V210H15V212H14V214L17 216V218L16 219H14V218H12V217H10V215L9 214H11V213H9V209L7 210V209H5ZM112 199V198H111ZM122 199V198H121ZM121 199H120V201H121ZM136 199V198H135ZM134 199V200H135ZM144 199V198H143ZM106 200V199H105ZM127 200V199H126ZM140 200V198H139V201H141ZM85 201V202H84ZM102 201V200H101ZM123 201H125V200H123ZM133 201V200H132ZM138 201V199H137V202H139ZM103 202V201H102ZM111 202V201H110ZM115 202H116V200H115ZM136 202V201H135ZM142 202V201H141ZM113 203V202H112ZM125 203V202H124ZM123 203V204H124ZM128 204L130 203V202H127ZM134 203V202H133ZM143 203H145V201L143 202ZM50 204H53L52 206L50 205ZM74 204V203H73ZM148 204H150V203H148ZM156 204V203H155ZM97 205H100V203L99 204H97ZM96 205V210L98 209L97 206ZM102 205V204H101ZM108 205H110V204H108ZM146 206H147V204H145ZM150 205H152V204H150ZM154 205V204H153ZM20 206V205H19ZM22 206V205H21ZM103 206H104V203H103ZM112 206H115V204L114 205H112ZM124 206V205H123ZM126 206V205H125ZM131 206H132V204L130 205V208H131ZM144 206V205H143ZM145 206V207H146ZM149 206V205H148ZM156 206H157V208H158V204H156ZM155 206V207H156ZM94 207V206H93ZM117 207V206H116ZM138 207V206H137ZM141 207H142V205H141ZM150 207V206H149ZM148 207V208H149ZM152 207V206H151ZM155 207H153V208H155ZM70 208V207H69ZM72 208V207H71ZM101 208V207H100ZM99 208V209H100ZM102 208H104V207H102ZM101 208V209H102ZM110 208H111V210H112V207L110 206ZM109 208V209H110ZM118 208V207H117ZM127 208H129V207H127ZM153 208H152V210H153ZM163 208V209H162ZM161 209V212L164 210V206L162 207ZM94 209V208H93ZM106 209H107V206H106ZM109 209H107V211L109 210ZM120 209H121V207H120ZM132 209V208H131ZM145 209V208H144ZM151 209V208H150ZM21 210V209H20ZM90 210V211H89ZM95 210V209H94ZM123 210V209H122ZM134 210H136V208L134 209ZM138 210H139V208H138ZM151 210V211H152ZM160 211V208L159 209H157V212H159ZM18 211V210H17ZM70 211V210H69ZM93 211V210H92ZM91 211V212H92ZM100 211H102V210H99V212ZM106 211V212H107ZM113 211H114V209H113ZM116 211V210H115ZM117 211H118V209H117ZM117 211H116V214H117ZM148 211H150V210H148ZM165 211V210H164ZM163 211V212H164ZM105 212V211H104ZM110 212V211H109ZM135 212V211H134ZM153 212V211H152ZM156 212V211H155ZM156 212V214H162L161 212L160 213H157ZM79 213V215H81L82 217H83V215L82 214H80ZM98 213V212H97ZM100 213H102V212H100ZM123 213V212H122ZM137 213V212H136ZM135 213V214H136ZM139 213H141V212H139ZM145 213V212H144ZM13 214V215H14ZM70 214V213H69ZM75 214V215H76ZM86 214V213H85ZM86 214V215H87ZM103 214V213H102ZM119 214V213H118ZM126 214V213H125ZM131 214V213H130ZM134 214V215H135ZM168 214V213H167ZM166 213H165V215H167ZM25 215V217H23ZM74 215V214H73ZM78 215V216H79ZM85 215V216H86ZM98 215V217H99V214H97ZM122 215H124V214H122ZM127 215H129V214H126V217H127ZM139 217H141L139 214H137ZM137 215H135V217L137 216ZM151 215V214H150ZM150 215H149V219H151V220H153V219H156V216H155V218H154V216L153 215H155L154 213H153V217L151 218L150 217ZM16 216H14V217H16ZM117 216V215H116ZM148 216V215H147ZM89 217V216H88ZM91 217V216H90ZM89 217V218H90ZM92 217H94V216H92ZM97 217V216H96ZM97 217V218H98ZM111 217H112V215H111ZM133 217V216H132ZM132 217H131V219H132ZM158 217H162V216H158ZM72 218H74V216L72 217ZM77 218V217H76ZM84 218V217H83ZM88 218V219H89ZM100 218V217H99ZM110 218V217H109ZM129 218V217H128ZM160 218H157L156 219V223L157 224H159L160 222H162L163 220H164V218L162 217L161 219H162V221H160L159 222V220L158 219H160ZM122 219V218H121ZM137 218H135V220H136ZM160 219V220H161ZM167 219V218H166ZM80 220H82V219H80ZM80 220H79V222H80ZM91 220L93 221V218H91ZM90 219H89V221L90 222H92ZM124 220V219H123ZM126 220V219H125ZM134 220V221H135ZM73 221V220H72ZM113 221V220H112ZM119 221V220H118ZM137 221V220H136ZM135 221V222H136ZM140 220H138V222H139ZM155 221V220H154ZM158 221V222H157ZM165 221V220H164ZM1 222V223H2ZM150 222V221H149ZM168 222V221H167ZM167 222H164V223H160L159 225H161L162 224V226H164V228L166 227V229H167V227H169V226H165V224H168L169 225V223H167ZM172 222V221H171ZM99 223H101V222H99ZM131 223V222H130ZM75 224V223H74ZM82 224V223H81ZM80 224V225H81ZM90 224H93L92 226L94 227V228H92V227H90L91 229H94L95 231H93V232H97V234H98V232H100V225L97 223V222H95V221H93L92 223H89V226H91ZM105 224V223H104ZM106 224H107V222H106ZM124 224V223H123ZM125 224H126V222H125ZM134 224V223H133ZM136 224H137V222H136ZM164 224V225H163ZM172 224V223H171ZM75 225H78V224H75ZM83 225V224H82ZM87 225H88V221H87V223H85L84 224V227L85 228H87ZM102 225H103V223H102ZM101 225V226H102ZM109 225V224H108ZM127 225V224H126ZM128 225H130V224H128ZM135 225V224H134ZM150 225V224H149ZM88 226V227H89ZM110 226V225H109ZM133 226V225H132ZM152 226V225H151ZM158 226V225H157ZM63 227H65L67 230L65 231L64 229L65 228H63ZM105 227V226H104ZM103 227V228H104ZM107 227V226H106ZM123 227H124V225H123ZM126 227V226H125ZM124 227V228H125ZM131 227V226H130ZM140 227V226H139ZM175 227V226H174ZM90 228H89V230H90ZM102 228V227H101ZM123 228V229H124ZM150 228V227H149ZM152 228V227H151ZM155 228V227H154ZM158 228V227H157ZM163 228V227H162ZM161 228V229H162ZM170 229H167L166 231H171V232H168L170 235H172V230L171 229H173L171 226L169 227ZM109 229H111V227L109 228ZM160 229V228H159ZM160 229V230H161ZM102 230V229H101ZM108 230V229H107ZM126 230H127V228H126ZM129 230V229H128ZM152 230V229H151ZM174 230V229H173ZM176 230V229H175ZM91 231V230H90ZM91 231V232H92ZM103 231V230H102ZM104 231H105V229H104ZM155 231V230H154ZM156 231H158V229L156 230ZM164 231V230H163ZM163 231H160V233L161 232H163ZM126 232V231H125ZM152 232H153V230H152ZM74 233V232H73ZM103 233V232H102ZM102 233H100L101 235H102V239H104V235L102 234ZM105 233H107V232H105ZM109 233H110V231H109ZM123 233V232H122ZM155 233V232H154ZM154 233H152L153 235H154ZM156 233H158L159 234V232H156ZM155 233V234H156ZM164 233V232H163ZM92 234H94L95 235V233H92ZM108 234V233H107ZM259 234V233H258ZM77 235H78V233H77ZM99 235V234H98ZM110 235V234H109ZM141 234H139V236H140ZM169 235V236H170ZM60 236V237H59ZM92 236V235H91ZM104 236V237H103ZM126 236H127V234H126ZM128 236H130V235H128ZM127 236V237H128ZM132 236V235H131ZM130 236V237H131ZM155 236H157V235H155ZM161 236H163V234L161 235ZM174 236V235H173ZM172 236V237H173ZM96 238H97V235L95 236ZM122 237V236H121ZM125 237V236H124ZM129 237V238H130ZM154 237V236H153ZM164 237V236H163ZM171 237V236H170ZM175 237V236H174ZM173 237V238H174ZM182 237V236H181ZM257 237V236H256ZM60 238V241H62L63 239V241L65 242V240H66V242L67 243H69L70 244V246H69V248L66 250L65 249V247L67 246V244H66V246L63 248L62 247V243H64L63 241H62V243H60V241L58 240ZM61 238H62V240H61ZM71 238H72V240H73V243H72V240H71ZM83 238V237H82ZM99 238V237H98ZM114 238V237H113ZM120 238V237H119ZM118 238V239H119ZM147 238V237H146ZM164 238H166V241H167V238H168V235L166 236V237H164ZM90 239V238H89ZM93 239H95V238H93ZM101 239V240H102ZM169 239V238H168ZM179 239V238H178ZM71 240V241H70ZM99 240H100V238H99ZM115 240H116V237H115ZM125 240H126V237H125ZM125 240H124V242H125ZM130 240H131V238H130ZM129 240V241H130ZM142 240V239H141ZM92 241V240H91ZM103 242L105 241L106 242V240H102ZM121 241V240H120ZM127 241V240H126ZM133 241V240H132ZM153 241V240H152ZM172 241H173V239H172ZM176 241H178L177 239H176ZM88 242H90V241H88ZM93 242V241H92ZM95 242H96V240H95ZM103 242H102V245H104L103 244ZM107 242H109V241H107ZM135 242V241H134ZM140 242V241H139ZM168 242V241H167ZM96 243H100V242H96ZM132 243V242H131ZM141 243V242H140ZM148 243V242H147ZM160 243V242H159ZM162 243V242H161ZM171 243V242H170ZM178 243H179V241H178ZM62 244V245H61ZM89 244V243H88ZM87 244V245H88ZM107 244V243H106ZM104 245V246H107V245ZM150 244V243H149ZM92 246V243H90L89 244V246ZM111 245V244H110ZM123 245V248H124V244H122ZM127 245H128V242H127ZM127 245H126V247H127ZM135 245V244H134ZM140 245V244H139ZM144 245V244H143ZM88 246V247H89ZM95 246H96V248L98 247L96 244H95ZM95 246H93V248L95 247ZM99 246H101V245H99ZM148 246V245H147ZM112 247V246H111ZM135 247V246H134ZM133 247V248H134ZM139 247V246H138ZM161 247V246H160ZM181 247H183L182 245H181ZM107 248L108 247H104L103 249L104 250H107ZM127 248H130V249H132L131 248V246H129V247H127ZM171 248V247H170ZM180 248V247H179ZM178 248V249H179ZM101 249V251L100 250H98V251H100L101 252V254H100V256L103 254L102 253V248H100ZM143 250H145L144 248H142ZM146 249H148V248H146ZM156 249V248H155ZM182 249V248H181ZM82 251V255L83 256H85V261H80L81 263H79V262H77L76 260H75V258L73 257V254H74V252L75 251ZM103 250V251H104ZM125 250V249H124ZM133 250H136V252H137V248L135 249H133ZM139 250V249H138ZM143 250H141L142 252H143ZM151 250V249H150ZM80 251V252H81ZM92 251V252H91ZM140 251V250H139ZM170 250H168V252H169ZM172 251V250H171ZM131 252V253H130ZM135 252V253H136ZM151 252V251H150ZM166 252H167V250H166ZM167 252V253H168ZM184 251H182V253H183ZM96 253H99V252H96ZM95 253V254H96ZM106 251H105V255H106ZM147 253H149V252H147ZM181 253V252H180ZM76 254V253H75ZM74 254V255H75ZM107 254V255H108ZM132 254V255H133ZM139 254V253H138ZM138 254H137V256H138ZM170 254V256L172 255L171 254V252L169 253ZM106 255V256H107ZM131 255V256H132ZM140 255L141 254H139V258H140ZM150 255H152L151 253H150ZM164 255V254H163ZM166 255V254H165ZM190 255V254H189ZM128 256V257H127ZM133 256H136V255H133ZM133 256H132V258H133ZM136 256V257H137ZM142 256V255H141ZM149 256V255H148ZM169 256V255H168ZM95 259H94V258ZM143 257V256H142ZM144 257H146V256H144ZM150 257V256H149ZM164 256H162V258H163ZM173 257V256H172ZM182 257V256H181ZM103 257H101L100 259L101 260H103L102 259ZM130 258V257H129ZM131 258V259H132ZM138 258V259H139ZM151 258V257H150ZM161 258V257H160ZM77 259H79V258H77ZM136 259V258H135ZM146 259V258H145ZM147 259H149L148 257H147ZM167 259L169 260V258L167 257ZM167 259H165L164 258V260L166 261ZM173 259L175 260V258L173 257ZM199 259V258H198ZM44 260V259H43ZM133 260H134V258H133ZM133 260H131V261H133ZM141 260V259H140ZM150 260V259H149ZM158 260V259H157ZM157 260H156V262H157ZM160 260V259H159ZM172 260V259H171ZM170 260V261H171ZM54 261V262H55ZM137 261V260H136ZM145 261H147V260H145ZM150 261H153V262H155L153 259H151ZM173 261V260H172ZM176 261V260H175ZM140 261H138V263H139ZM149 262V261H148ZM147 262V263H148ZM159 262H164L162 259H161V261H159ZM132 264H135V261L134 262H131ZM44 264V263H43ZM142 264V263H141ZM146 264V263H145ZM160 264H162V263H160ZM166 264V263H165ZM168 264V263H167ZM172 264V263H171ZM175 264V263H174Z\"/></svg>", "mask_w": 264, "mask_h": 264}, {"label": "trees", "instance_id": "obj_3", "mask_svg": "<svg viewBox=\"0 0 264 264\" xmlns=\"http://www.w3.org/2000/svg\"><path fill=\"white\" fill-rule=\"evenodd\" d=\"M198 5L202 8H205L206 7V1L205 0H195Z\"/></svg>", "mask_w": 264, "mask_h": 264}]
</instances>
